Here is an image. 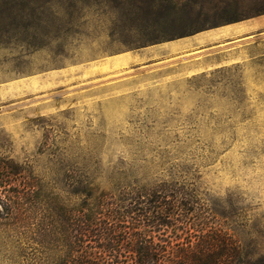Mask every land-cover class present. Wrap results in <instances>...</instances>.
<instances>
[{"label":"rangeland","instance_id":"374dc122","mask_svg":"<svg viewBox=\"0 0 264 264\" xmlns=\"http://www.w3.org/2000/svg\"><path fill=\"white\" fill-rule=\"evenodd\" d=\"M3 166L66 199L178 181L264 255V0H0ZM35 221L0 219V264L60 261Z\"/></svg>","mask_w":264,"mask_h":264},{"label":"trees","instance_id":"16d2710c","mask_svg":"<svg viewBox=\"0 0 264 264\" xmlns=\"http://www.w3.org/2000/svg\"><path fill=\"white\" fill-rule=\"evenodd\" d=\"M72 185L71 197L60 198L21 170L0 167V219L28 210L38 243L47 241L60 260L50 264H264V255L243 252L183 183L119 181L103 188L83 177ZM155 232L174 240L155 242Z\"/></svg>","mask_w":264,"mask_h":264}]
</instances>
